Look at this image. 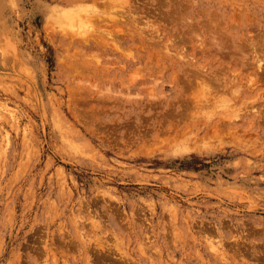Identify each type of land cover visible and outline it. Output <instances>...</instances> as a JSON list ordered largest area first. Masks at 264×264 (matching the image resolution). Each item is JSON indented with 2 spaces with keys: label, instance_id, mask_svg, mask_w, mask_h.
<instances>
[{
  "label": "rangeland",
  "instance_id": "374dc122",
  "mask_svg": "<svg viewBox=\"0 0 264 264\" xmlns=\"http://www.w3.org/2000/svg\"><path fill=\"white\" fill-rule=\"evenodd\" d=\"M0 264H264V0H0Z\"/></svg>",
  "mask_w": 264,
  "mask_h": 264
},
{
  "label": "bare ground",
  "instance_id": "6f19581e",
  "mask_svg": "<svg viewBox=\"0 0 264 264\" xmlns=\"http://www.w3.org/2000/svg\"><path fill=\"white\" fill-rule=\"evenodd\" d=\"M258 62H260V61H258ZM261 63V62H260ZM259 64V63H258ZM261 67V66H260ZM215 81V80H214ZM202 82V81H201ZM204 85V84H203ZM222 85V87H223V84H221ZM220 85V86H221ZM237 88H238V86H237ZM226 89V88H225ZM223 90H224V88H223ZM234 91V90H233ZM225 92V91H224ZM233 94H235V91H234V93ZM219 95V94H218Z\"/></svg>",
  "mask_w": 264,
  "mask_h": 264
}]
</instances>
